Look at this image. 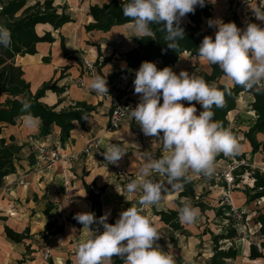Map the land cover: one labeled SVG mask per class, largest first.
<instances>
[{
    "label": "crops",
    "instance_id": "obj_1",
    "mask_svg": "<svg viewBox=\"0 0 264 264\" xmlns=\"http://www.w3.org/2000/svg\"><path fill=\"white\" fill-rule=\"evenodd\" d=\"M27 1L29 5H32L44 0ZM110 1L55 0L54 6L60 13L65 8L66 15L70 16L73 22L57 31L48 24L38 25L37 34L44 36L50 33L54 42L40 43L37 45L36 55L17 59L25 79L31 84L33 94L44 83L63 77L58 86L65 87L66 92L62 96L63 102L58 107V112L68 109L76 102H85L95 107L96 112L87 119L85 128L75 122L71 137L64 144L61 143L58 128H54L49 137L41 138L38 119H35L31 127L25 125V117H23L15 126L4 128L2 137L7 141L12 138L22 147V151L16 174L7 177L4 186L0 188V264H67L69 262L76 264L78 244L87 238L88 230L78 229L71 222L70 216L78 212L91 211L83 182L89 186L96 184L98 188H106L101 201L103 214L110 212L109 223L112 221L115 223L122 210L137 204L141 195L140 192H137L135 196L129 195L125 191V185L130 180L137 179L138 169L143 163L140 151L151 149L154 138L145 136L136 122L129 118L122 122L118 131L109 130L112 92H114L113 95L121 93V99L129 100L135 105L140 99L134 93L133 81L136 71L132 75H120L127 68L126 55L136 49V41L139 38L129 27L130 23L115 27L109 32L88 33L85 29L93 22L89 16L90 8L96 5L103 6ZM250 2L264 5V0H250ZM205 3L212 5L213 19L220 18L227 23L233 14L237 13L244 24L242 28L247 22L261 23L255 20L245 0H233V4L230 0H215L214 3L211 0H205ZM203 25L207 30V20H204ZM211 29L215 33L216 29ZM62 43L69 53L68 56H65ZM85 60L95 65L98 74L107 76L108 95H98L88 88L92 76L85 70ZM97 62L99 64L105 62L100 70ZM155 64L159 69L160 62L157 61ZM203 68L209 72L206 62L198 57L192 58L189 54H184L172 67L177 74L181 70L191 74L193 69L199 71ZM248 99L251 101L250 96ZM58 101L59 97L56 94L47 92L41 103L52 107ZM31 137L39 144L45 145L50 152H57L62 159L49 167H44L38 162V153L29 141ZM90 142H99L103 151L109 143H119L126 149V155L118 162L119 170L123 172L124 177H120L116 169L105 165L95 156L82 154ZM158 148V145L153 148L157 155L160 154ZM221 158L217 156L216 160ZM154 179L166 183L165 177L155 176ZM200 179L202 180V177ZM20 181L24 184L20 185ZM195 189L197 192L196 185ZM179 193L172 191L169 187V190L163 193L159 207H148L143 212L146 217L151 218L152 225L161 231L160 233L168 228L159 217L153 215V209L155 208L157 212L178 211L177 201L185 200L179 199ZM242 196L245 202L244 195ZM67 199H70L69 204L64 203ZM187 201L191 203L190 200L187 199ZM59 207L63 209V217L57 215ZM188 226H186L189 231L187 236L170 231L173 235L171 239L177 242V247L171 244V239L158 241L163 250L174 256L176 264L179 258L185 261L183 264H189L197 250L196 246L201 243V239L203 241L206 238L203 232L201 238H198L200 242L197 238H190L191 232ZM6 227L17 234H23L29 230V237L21 244L13 243L5 234ZM47 227H49L48 231ZM74 228L76 230H73ZM45 233L47 237H43ZM46 253H49V263L44 258Z\"/></svg>",
    "mask_w": 264,
    "mask_h": 264
},
{
    "label": "clouds",
    "instance_id": "obj_2",
    "mask_svg": "<svg viewBox=\"0 0 264 264\" xmlns=\"http://www.w3.org/2000/svg\"><path fill=\"white\" fill-rule=\"evenodd\" d=\"M245 2L255 20L261 23L247 22L240 28L235 22L209 19L208 26L216 29L214 39L204 36L196 54L207 64L217 65L233 85L261 93L264 92V5ZM197 6H205V0L121 2L123 15L131 21L129 27L136 37L156 40L151 27L156 25L164 34L163 42L174 50L185 39L183 18L194 14ZM11 44L10 29L0 24V47L10 48ZM133 84L140 99L134 108H128L127 115L145 136L154 138L151 149L140 151L143 163L137 179L125 185L129 195L135 196L137 192L141 195L137 204L119 213L114 224L108 222L110 212L100 217L91 211L74 215L83 226L81 230H88L87 238L78 244L76 264H114V257L123 264H176L174 256L159 245L162 236L143 214L144 209L159 207L169 187L172 191H182L193 174L211 179L216 174L215 159L219 154L232 157L240 152V144L231 129L213 119V108L225 106V94H231L230 88L219 90L215 83L207 82L195 72L181 70L177 74L168 66L158 69L151 61L141 63ZM88 88L98 95H108L107 76L93 74ZM197 103L202 108L199 113ZM21 105V111L27 113L24 123L31 127L36 119L29 111L31 102L24 99ZM157 145L160 155L153 151ZM126 153L119 143H109L102 154L108 164L118 165ZM155 176L166 177V183L157 181ZM199 215V209L187 198L180 202V223L194 224Z\"/></svg>",
    "mask_w": 264,
    "mask_h": 264
},
{
    "label": "trees",
    "instance_id": "obj_3",
    "mask_svg": "<svg viewBox=\"0 0 264 264\" xmlns=\"http://www.w3.org/2000/svg\"><path fill=\"white\" fill-rule=\"evenodd\" d=\"M54 2L55 0H44L43 2L29 5L27 0H0V6H2L0 24H4L10 29L12 39L10 48L0 47V188L4 186V181L7 177L17 172V163L22 147L16 144L12 138L7 141L2 137V134L6 126H15L18 120L26 117L27 113L21 111L22 100L27 99L31 102L29 111L33 117L40 121V137L47 138L53 133L54 128H58L62 144L69 141L75 122L79 123L82 128H85L87 119L96 112L95 107L85 102H76L68 109L58 112L57 109L63 102L62 96L66 92L65 87L60 88L58 86L63 77L61 76L59 80H51L44 83L33 94L31 84L25 79L23 69L17 63L19 57L36 55L38 44L54 42L50 33H46L44 36L37 34L36 27L38 25L48 24L57 31L66 24L73 22L71 17L66 15L65 8L60 13L59 9L54 6ZM121 2L122 0H111L103 6H92L89 16L93 19V22L85 28L86 31L88 33L95 31L109 32L115 27L131 23L129 18L123 15ZM230 3L233 4V0H230ZM186 18V21L181 22V26L185 31V39L179 42V47L176 50L167 47L162 40L164 34L158 30V26L152 25L156 40L152 39V37L139 38L136 41V49L126 55L125 62L127 63V68L120 75H132L134 71L139 69L143 61L154 63L159 61V69H162L166 66L171 68L175 66L184 54H189L192 58L197 57L196 49L201 44L204 36H212L214 39V33L209 26H207L206 31L202 29L204 20L213 19V7L207 3L203 7L197 6L194 14L190 13ZM229 22H235L240 28L244 26L237 13L233 14ZM62 49L65 56H68L69 53L65 49L64 43H62ZM104 64L105 62L101 64L97 62L99 70ZM211 70V75L203 74L201 76L207 82L215 83L217 88L223 91L226 86L219 84V80L225 77V75L217 65H211ZM230 89L231 94L227 92L225 94V106L223 108H213L215 113L213 119L222 122L225 128H229L227 117L229 113L236 109L237 96L242 92L252 93L255 98L252 108L257 115V121L246 134V139L251 143L253 153L255 154L261 145L257 141L256 135L264 134V92L257 93L254 90H244L235 85ZM47 92H52L59 97V101L55 106L51 107L41 103ZM119 94L121 96V93ZM126 102L131 103L129 100H126ZM185 106H188V104H185ZM196 108L197 113L202 110L200 105H196ZM218 157L223 158L224 156L219 155ZM233 157L238 163H243L235 166L231 171L233 185L235 187L244 185L243 190H237L244 195L245 202L243 207L248 208L254 203L263 201L264 171L259 168H252L254 163L252 160H247L245 154L238 153ZM246 180H249L250 183H245ZM83 184L87 200L91 204V212L100 217L103 215L101 198L106 192V188H98L96 184L89 186L85 182ZM179 192V199L187 198L190 200L191 204L199 209L200 216H204L207 212L211 211L214 213V221L220 220L226 223L225 226L220 227V233L212 231L210 228H206L203 231L204 236H210L212 243V255L207 264L235 263L239 257V250L236 246V240H239L237 228L239 219L233 208L225 203H220L216 207L199 198L193 178ZM177 205L180 207V201H177ZM74 215L70 216L71 222L78 229H82L83 226L73 218ZM153 215L159 217L160 221L172 233H178L182 236L189 235V231L186 229V226L189 224L179 222L178 211L157 212L154 208ZM242 219H246V215H243ZM253 219L255 225L260 226L259 236L264 239V209L255 212ZM110 223L114 224L113 221ZM93 227L97 226L94 225ZM48 229L49 227H47V231ZM100 230L103 231L102 227H100ZM56 233L58 234L59 232L57 231ZM5 234L11 242L21 244L28 239L29 230L23 234H17L6 227ZM43 237H47V234L45 233ZM170 242L174 247H177L176 241L171 239ZM224 243H229L230 245L226 246ZM113 259L114 264H123V261L119 258L114 257ZM248 260L253 262L262 261L261 264H264V253L258 249V245L255 242L250 244Z\"/></svg>",
    "mask_w": 264,
    "mask_h": 264
},
{
    "label": "rangeland",
    "instance_id": "obj_4",
    "mask_svg": "<svg viewBox=\"0 0 264 264\" xmlns=\"http://www.w3.org/2000/svg\"><path fill=\"white\" fill-rule=\"evenodd\" d=\"M182 21H186V17L183 18ZM202 29L205 30V25L202 26ZM206 67H208L209 72L206 71V68H203L199 71H195L193 69L192 72H195L198 75H211V65L206 63ZM219 84H223L228 88L234 87V85L227 79L226 76L222 77L219 80ZM248 96L251 97V101L248 99ZM254 102L255 98L252 93H240L236 99V109L228 114L227 120L229 123V128L240 144L239 153L245 154L247 160H252V162L254 163L252 168H259L264 171V134L256 135V139L261 145L258 152L255 154L253 153L251 143L246 139V134L250 131V129L255 125L257 121V115L252 108ZM184 103L187 104L186 101ZM196 105L200 104L197 103ZM220 155L224 156L223 154ZM215 164L216 174L211 179L206 178V180H204L205 178L202 175L193 174L195 185L198 187L197 196L203 199L205 202H208L209 204L216 207H218L220 203L228 204L235 211L239 219V223H237L239 240H236V246L239 250V257L238 260L235 263L233 262L232 264H261L262 261L251 262L250 260H248V256L249 247L252 242H255L258 245V249L262 253H264V239L259 236V226L255 225L253 221L255 212L264 209V200L260 201L259 203H254L248 208H244L243 196L241 192L237 191L243 190L244 185L242 184L238 187H235L233 185L232 176H229L235 166L241 165L243 163H238L237 161H235L233 156H224L221 159H215ZM216 175H218V177ZM198 176L202 177V180ZM231 179L232 182H229ZM245 183L250 182L249 180H246ZM243 215H246V219H242ZM149 219L151 221V218ZM208 219L210 221L207 222ZM225 225L226 223H223L220 220L214 221L213 212L209 211L204 216L199 215L198 220L194 224L188 226L191 232L190 238H201V234L206 228H210L212 231L220 233V227ZM160 232L161 231H159V233ZM160 235L162 236L159 239L160 242H163L164 240L170 241L171 237H173V235L167 229H164V231H162ZM210 240V236H206L203 241L201 239V243L196 246L197 250H195V255L189 261V264L208 263L210 256L212 255V243ZM198 241L200 242V239H198ZM224 245L229 246L230 244L224 243ZM45 261L49 263V259ZM183 262L185 261H183L181 258L177 259V264H183Z\"/></svg>",
    "mask_w": 264,
    "mask_h": 264
},
{
    "label": "built area",
    "instance_id": "obj_5",
    "mask_svg": "<svg viewBox=\"0 0 264 264\" xmlns=\"http://www.w3.org/2000/svg\"><path fill=\"white\" fill-rule=\"evenodd\" d=\"M1 11H2V6H0V12ZM84 66H85L86 72H88L89 75L93 76V74H98L97 69L94 64L85 60ZM135 106L136 105L133 103H127L126 101L121 100L117 93L112 95V111L110 115L109 130L118 131L121 128L122 122L125 119L129 118L127 115L128 108L129 107L134 108ZM29 141L38 153V156H39L38 162L43 164L44 167L45 166L49 167L62 159V157L57 152H50L45 145L39 144V142L34 140L32 137L29 139ZM103 152L104 151L101 149L99 142H90L87 144L82 154L85 156H95L105 165L112 166L114 169H116L120 177H124V174L123 172L119 170L118 165H111L105 161V158L102 154ZM216 176L218 177V175ZM229 176H231V173ZM204 178L206 179V177ZM229 182H232V179ZM19 184L23 185L24 183L20 181ZM69 202H70V199H67L64 201L65 204H69ZM57 215H60L61 217H63L62 207L58 208ZM259 229H260V226H259ZM44 258L45 260H48L49 253H46Z\"/></svg>",
    "mask_w": 264,
    "mask_h": 264
}]
</instances>
